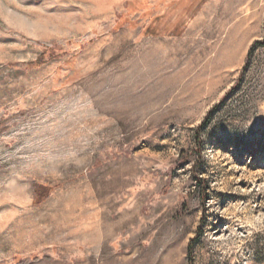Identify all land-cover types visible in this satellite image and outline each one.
Instances as JSON below:
<instances>
[{
	"label": "rangeland",
	"instance_id": "1",
	"mask_svg": "<svg viewBox=\"0 0 264 264\" xmlns=\"http://www.w3.org/2000/svg\"><path fill=\"white\" fill-rule=\"evenodd\" d=\"M0 264H264V0H0Z\"/></svg>",
	"mask_w": 264,
	"mask_h": 264
}]
</instances>
